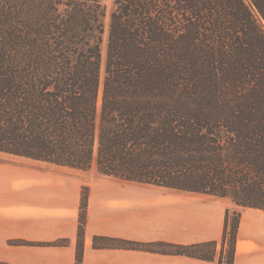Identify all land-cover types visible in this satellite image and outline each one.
Segmentation results:
<instances>
[{
    "label": "trees",
    "instance_id": "trees-1",
    "mask_svg": "<svg viewBox=\"0 0 264 264\" xmlns=\"http://www.w3.org/2000/svg\"><path fill=\"white\" fill-rule=\"evenodd\" d=\"M104 1L0 0V152L264 211V0ZM239 220L220 241L92 245L234 264Z\"/></svg>",
    "mask_w": 264,
    "mask_h": 264
},
{
    "label": "crops",
    "instance_id": "crops-1",
    "mask_svg": "<svg viewBox=\"0 0 264 264\" xmlns=\"http://www.w3.org/2000/svg\"><path fill=\"white\" fill-rule=\"evenodd\" d=\"M105 177L89 184L81 264H217L185 255L96 248L92 238L220 241L230 207L223 199L240 211L234 264H264V211L239 207L227 197ZM79 211V186L0 160V264H75ZM60 239L67 243L50 244Z\"/></svg>",
    "mask_w": 264,
    "mask_h": 264
},
{
    "label": "rangeland",
    "instance_id": "rangeland-1",
    "mask_svg": "<svg viewBox=\"0 0 264 264\" xmlns=\"http://www.w3.org/2000/svg\"><path fill=\"white\" fill-rule=\"evenodd\" d=\"M108 13L113 7V0H105ZM0 160H5L10 163H14L17 167L25 169H30L32 172L36 170L38 174H42L43 176L49 177H57L58 180H62L64 186H79L80 187V200L82 196V192L87 194L88 197V188L90 183L98 184L103 181L105 175L100 174L95 165L87 170H80L76 168H70L66 166H58L50 163H42L41 161L33 160L30 158H24L14 155H5L0 154ZM61 178V179H60ZM102 184V183H101ZM109 185L108 183H104ZM111 185V184H110ZM66 195V194H65ZM225 206H229L230 210V218L234 215V207H232L231 202L228 199H223L222 201ZM11 242V241H10ZM12 243H19L18 240L12 241ZM52 244V242L50 243ZM220 247V243H218V249Z\"/></svg>",
    "mask_w": 264,
    "mask_h": 264
}]
</instances>
